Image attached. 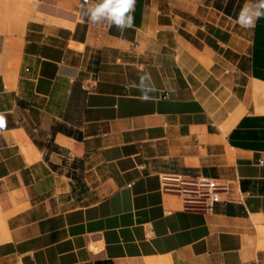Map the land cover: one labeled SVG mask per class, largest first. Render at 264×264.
I'll list each match as a JSON object with an SVG mask.
<instances>
[{
    "label": "crops",
    "instance_id": "1",
    "mask_svg": "<svg viewBox=\"0 0 264 264\" xmlns=\"http://www.w3.org/2000/svg\"><path fill=\"white\" fill-rule=\"evenodd\" d=\"M246 2L136 0L119 31L80 22L81 0H0V264H264ZM166 174L230 189L190 210Z\"/></svg>",
    "mask_w": 264,
    "mask_h": 264
},
{
    "label": "clouds",
    "instance_id": "2",
    "mask_svg": "<svg viewBox=\"0 0 264 264\" xmlns=\"http://www.w3.org/2000/svg\"><path fill=\"white\" fill-rule=\"evenodd\" d=\"M135 4L136 0H82L81 10L91 24L107 22L109 27L115 26L119 31H124L134 26ZM261 17H264V0H247L240 9L236 22L244 29H252ZM141 98L145 101L150 99L147 94ZM0 121V129H3L5 118L2 113Z\"/></svg>",
    "mask_w": 264,
    "mask_h": 264
},
{
    "label": "built area",
    "instance_id": "3",
    "mask_svg": "<svg viewBox=\"0 0 264 264\" xmlns=\"http://www.w3.org/2000/svg\"><path fill=\"white\" fill-rule=\"evenodd\" d=\"M82 4V0H81ZM78 9V19L80 22L107 28V22L91 24L87 21L81 10ZM165 190L178 193L182 196L184 205L190 210H202L213 212L215 206L223 201V195L228 193L229 185L218 180L197 179L196 177H186L178 174H166L163 177ZM264 260V253L262 255Z\"/></svg>",
    "mask_w": 264,
    "mask_h": 264
},
{
    "label": "snow or ice",
    "instance_id": "4",
    "mask_svg": "<svg viewBox=\"0 0 264 264\" xmlns=\"http://www.w3.org/2000/svg\"><path fill=\"white\" fill-rule=\"evenodd\" d=\"M0 126H2V121H0Z\"/></svg>",
    "mask_w": 264,
    "mask_h": 264
}]
</instances>
